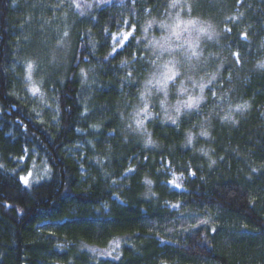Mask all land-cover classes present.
<instances>
[{
    "label": "trees",
    "instance_id": "obj_1",
    "mask_svg": "<svg viewBox=\"0 0 264 264\" xmlns=\"http://www.w3.org/2000/svg\"><path fill=\"white\" fill-rule=\"evenodd\" d=\"M189 1L217 26L216 78L176 123L138 128L141 27L169 0H0V264H264V0ZM34 165L51 170L25 185ZM115 238L116 258L95 254Z\"/></svg>",
    "mask_w": 264,
    "mask_h": 264
},
{
    "label": "clouds",
    "instance_id": "obj_2",
    "mask_svg": "<svg viewBox=\"0 0 264 264\" xmlns=\"http://www.w3.org/2000/svg\"><path fill=\"white\" fill-rule=\"evenodd\" d=\"M169 9H176L175 12L169 13V16L164 19L150 18L144 25V32H148L154 25L159 27L162 31L156 34H150L148 44L151 45L153 50H159L161 54L169 52L172 49L183 48L192 56L199 57L200 43L204 38L209 40L213 39L217 33L214 25L211 21L206 20L199 16L183 15V6L181 0H169ZM147 11V10H146ZM159 60V71L151 74L144 82L139 92V97L142 100V105L138 107L135 113L134 121L137 127L145 126L147 118L153 115L151 110V100L149 97L152 94L153 88L162 92L163 96L159 103L162 108L168 109L169 107L174 109L173 114L165 113L166 118L176 123L180 114L185 109L199 108L200 104L206 99L205 88L211 79L216 78V73H212L209 79L201 77L199 80L194 78L181 79L176 86L177 98L169 104V87L170 83L176 80V77L180 75V69L174 58L168 57ZM35 62L28 60L24 66V78L27 81L26 88L32 96L38 97L41 101L45 98V90L42 87V81L38 80L34 76ZM257 67L264 68V60L257 61ZM83 71V70H82ZM191 79V83L186 81ZM250 107L248 101H241L231 108L235 111L243 112ZM33 111L39 110L33 108ZM144 114L143 116L141 114ZM220 119L222 121L228 120L233 124L238 123L234 111H225ZM200 136L210 137L211 132L207 128L199 129ZM195 133L191 129L186 130V143L191 145L195 138ZM152 138L149 135L146 139V143H152ZM209 160V166L216 163V160L210 155V150L204 147L199 149ZM49 166V171H50ZM145 182L151 184L152 181L145 177Z\"/></svg>",
    "mask_w": 264,
    "mask_h": 264
},
{
    "label": "rangeland",
    "instance_id": "obj_3",
    "mask_svg": "<svg viewBox=\"0 0 264 264\" xmlns=\"http://www.w3.org/2000/svg\"><path fill=\"white\" fill-rule=\"evenodd\" d=\"M181 4L183 6V15H186V16L191 15V9H190L191 3H190V1L189 0H181ZM175 11H176V9H169L168 8V13L162 19L168 17L169 13H172ZM144 25L141 27L140 40L146 42L145 43L146 47L150 51V55L153 58V67H152L149 75L146 77V79L151 74L159 71V68H158L159 60L157 59V57H159L160 59H165L168 57L174 58L176 63H177L178 68L180 69V75L176 77L175 81L170 83L169 98H168L169 104H171L177 98L176 86L181 79H185V78L190 77V78H194V79L199 80L201 77H203L204 79L207 80L209 78V76H207L206 73H204V72L206 71L208 60H209L210 56L205 55V54L203 55L201 52L202 43H204V41H208L209 39L204 38L201 41V43H200L201 54L199 55V57L190 55L183 48L172 49L169 52H165V53L161 54L159 52V50H153L152 49L151 45L148 44V40L150 38V34L158 35L162 30L159 27L154 25L152 28L149 29L148 32H144ZM216 27H215V30H216ZM216 33H217V31H216ZM202 70H205V71L202 72ZM197 74H201V75L198 77ZM186 82L191 83V79H188ZM142 86H143V84H142ZM162 96H163L162 92H159L155 88H153L152 94L149 97V99L151 100V105H150L151 110L154 109L153 113L155 115H158V117L161 121H163L165 123L174 124L171 120H168L166 118V115H165L166 111L169 114H173L174 109L169 107L166 110V109L161 107L159 101L162 98ZM142 103H143L142 100L138 96V100H137V103H136L135 108H134V116H135L136 111L138 110V107L141 106ZM193 109H195V108H193ZM193 109L183 110V112L180 114V116L185 114L186 112L192 111ZM141 115L143 116L144 114L142 113ZM133 121H134V117H133ZM134 123H135V121H134ZM138 128H142V127H138ZM31 173H32V178L29 181L37 180L36 177L40 178L44 174V168H41L40 166L34 165ZM120 243H121V238H115L106 247L99 248V249L93 248V250L97 256H102V257H107V258H116L118 256L117 252H118V247H119Z\"/></svg>",
    "mask_w": 264,
    "mask_h": 264
},
{
    "label": "snow or ice",
    "instance_id": "obj_4",
    "mask_svg": "<svg viewBox=\"0 0 264 264\" xmlns=\"http://www.w3.org/2000/svg\"><path fill=\"white\" fill-rule=\"evenodd\" d=\"M49 170L47 168L44 169L45 174L48 172ZM131 171V170H129ZM194 175V173H191ZM32 178V173L31 170L28 172L27 176H21L20 180L22 183H24L25 185H27L29 183V180ZM37 179H39V177H36ZM171 183L175 184L176 183V178L174 176V179L171 181Z\"/></svg>",
    "mask_w": 264,
    "mask_h": 264
}]
</instances>
